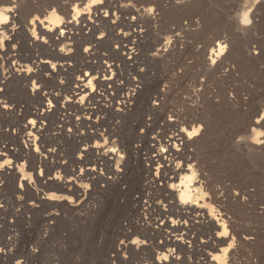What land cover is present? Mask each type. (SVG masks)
<instances>
[{
	"label": "rangeland",
	"instance_id": "1",
	"mask_svg": "<svg viewBox=\"0 0 264 264\" xmlns=\"http://www.w3.org/2000/svg\"><path fill=\"white\" fill-rule=\"evenodd\" d=\"M76 4L82 16L94 14L88 8L90 0H15L17 19L12 26L17 36L8 45L10 32L0 38V153H8L0 159V264H153L162 239L145 237L142 205L146 203L153 209L146 211L152 221L160 219L154 209L176 204L175 219H181L190 236L197 238L176 248L180 257L176 264L200 261L210 250L202 240L212 226L200 223L207 221L210 211L227 220L234 238L225 264H264V163L234 145V139L253 127L251 121L264 114V0H113L111 19L96 32L83 26L70 31L65 41L32 39L41 34L42 23L49 24L52 11L73 15ZM8 5L0 0V10ZM256 8V31L238 27L237 31L243 13ZM132 12L142 20L129 25ZM100 34L104 40L95 45ZM118 35L139 40L141 55L135 67L116 54ZM220 36L229 38V51L225 62L212 68L206 60L212 41ZM164 44L169 45L167 51L158 54ZM93 45L99 50L87 57ZM42 60L67 63L70 68L52 70ZM106 62L113 64L117 82L105 87L103 101H92L93 107L103 110L99 126L88 123L78 136L60 134L66 118L64 99L55 97L70 95L77 75L83 73H90V86L97 89L102 78L99 66ZM127 95L132 96V104L119 110L123 108L119 101ZM48 101L52 110L43 114ZM5 104L11 106L9 112ZM37 112L44 115L42 119L35 116ZM32 118L43 130H33L37 149L47 156L37 164L25 143L29 130L24 126ZM175 120L187 131L197 129L176 161L196 173L202 191L194 202L203 206L200 209H182L172 198L175 190L163 189L159 182L146 184L147 157L165 151L167 136L178 125ZM256 129L262 138L264 127ZM85 144L96 146L85 152ZM95 164L97 174L86 175L87 167ZM115 168L122 170L116 182L109 173ZM65 179L72 181L67 184ZM126 238L147 245H131L119 252L117 245Z\"/></svg>",
	"mask_w": 264,
	"mask_h": 264
},
{
	"label": "bare ground",
	"instance_id": "2",
	"mask_svg": "<svg viewBox=\"0 0 264 264\" xmlns=\"http://www.w3.org/2000/svg\"><path fill=\"white\" fill-rule=\"evenodd\" d=\"M5 1L9 5L6 7H3L0 10V38L2 39V35L4 34V32H6V30L8 32H10V37L8 38V42H7V45H8L17 36L16 28L14 26H12V24L13 25L15 24L14 22L17 19V15L15 14L16 9L14 10L15 0H5ZM112 6H113V0H90V4H89L88 8H89V11L92 8L94 14L89 15V18L85 17L86 14H85V16L81 15L80 9H78L77 4L73 7V11H74L73 15H71L72 12L70 13V11L65 12L64 15H60V14L56 13L55 11H52L46 20L47 22H49L48 25H44V23H42V20L40 21L42 23V26H43L40 29V31H41L40 35L41 36L36 35V33H35L33 35L32 39H34V41H36V42L37 41H41V42L45 41V43H47L46 39L50 40V43L55 42V41L56 42H59V41L61 42L63 40L65 41V39L69 38L70 35L72 34L70 31L80 30L83 26H84V28L85 27L90 28V30L94 29L96 32L97 30H100L99 25L102 22L103 23L108 22L111 19ZM113 7H115V6H113ZM256 10H257V8L254 10L252 9L248 13H245V14L243 13L242 18L240 19L239 23H236L237 26H235V28L237 29V27H238V29L240 31H242V30L243 31L246 30L249 32H251L253 30L256 31V29H257L256 27L258 26V22H257V14L258 13L256 12ZM145 11L147 13V10H145ZM148 11L151 12V8ZM135 12H132L133 17H132L131 22H129V25L137 24L138 22H140V20H142L140 15L135 16V15H137V14H135ZM85 13H87V12H85ZM5 18H7V19H5ZM97 21H98V24H96ZM32 23L34 24V21ZM81 23H84V24L81 25ZM238 29H237V31H238ZM37 36H39V38ZM103 40H104V35L100 34L97 41L95 42V45L101 43ZM114 40H115V43L117 44V46H115L116 54L123 55V57H125V60H127V62L129 61V62L133 63V65L131 63H129V64H131L133 67H135V63L141 55V53L139 54V52H138L139 45H140L139 40L124 39V37H121L120 35L115 37ZM91 44H92V42H91ZM95 45H93L91 48H89V50L86 52L87 57H92L91 54L93 55L94 53L97 52L96 51L97 48L94 47ZM168 46L169 45L164 44L162 46V48L158 49L157 53L159 54V53L167 51ZM228 46H229V38L227 36H220L217 39H215L214 41H212L211 49H209L210 50L209 51V58H207L206 64L208 66H211L212 68H214V67L216 68L217 65L222 64V62L225 60L224 57L227 56V53L229 51ZM97 50H99V49H97ZM101 56H102V53H101ZM95 57H96V55H95ZM40 62L41 63H46V62L50 63L52 70H55L56 67H59L58 71L64 69V67L66 65L68 66L67 63L66 64L65 63H61V64L58 63L57 64V63L52 62V61L49 62L48 60L47 61L42 60ZM39 65H40V63H39ZM68 67L70 68V66H68ZM112 67H113V64L108 63V62H106L105 64L102 63V65L99 66V69L102 72V75H101L102 78H99V80L97 81V83H98L97 89H94L93 87L90 86V84H91L90 83V73L89 74L83 73V74L77 75L78 79L75 82L76 86L75 87L73 86L74 88L72 90H70V95H66L65 97L62 98L61 97L62 94H60V93L57 94V97H55L57 101H61L62 99H64V101H62V107L64 108L63 115L66 117V118H64L63 121H61L62 125L59 126L61 129L60 134L63 132L65 134H68L69 136L77 135L78 133L79 134L81 133V135H82L83 133H85L84 129H86V126L88 125V123H91L92 126H95V127L99 126L98 122L100 119V114H101L100 112L103 110L99 109L97 106L93 107L94 102H92V101H94L96 99H98V101H103V99H104L103 97H107V94H106L107 89L105 90V87L107 85L109 86V85H115L116 84L117 79H116V76L114 75V73L112 72L113 71ZM69 68H67V71H69ZM130 68H131V66H130ZM101 72H99V73H101ZM110 72L112 75L108 76V74ZM57 74H58V72H57ZM117 78H118V76H117ZM26 79H28V77ZM136 82H137V79L135 80V83ZM45 95L47 96V93ZM48 100L50 101V99H48ZM132 100L133 99H132L131 95H127V97H123V99L121 100L122 102L119 101V103H118V105L120 107H123V108L119 109V110L126 109V107H128L127 104H132ZM49 101H48V103L45 104L46 108L44 105V109L42 110V112H44L43 114H45L46 112L48 113V111L52 110L51 109L53 107L51 105L52 102H49ZM95 104H98V103L96 102ZM104 107L108 109L111 106L104 104ZM3 108L8 112L12 109L11 106H8L7 104H5L3 106ZM68 109L69 110L72 109L73 111L67 112ZM37 113L35 114V116L37 115L36 117L38 118V120L42 119L44 115L40 112H37ZM94 118H96V119H94ZM177 120H175V121L178 123V125L176 128L174 127L176 130L170 132L169 135L167 136L168 139H167L166 144H165V148H166L165 151H163V149H162V151L158 150L157 152H154L152 155L150 154V156L147 157L148 164L146 165L147 167H145V173L147 174V177H146L147 183L146 184H148L147 186L150 187V185H152V184L155 185V184H158V182H159V185H161V187L163 189L169 188V190L170 189L173 191L175 190L173 192L172 198L177 199V202H179V206L182 209L185 208L186 206L187 207L190 206L192 208H193V206H196V209L197 208L200 209L203 206L198 205L197 202H194L197 200L196 198L198 196V193L200 191H202V187L196 181V176H195L196 173L194 172V170L192 168L185 166L184 164L179 165L178 162L176 161V158H178V156L181 155V153L185 150L186 146L191 143L192 133L197 132V129H194L193 131H187L185 129V127L182 126L181 124H179V121H177ZM250 124L253 125V127L250 128L249 131H247L245 134L243 133L242 136L237 137L236 140L234 139V141H235L234 145H236V147L243 148L245 151H247L250 154L258 155L260 162L264 163V146H262V144H264V136H262V138H263L262 139L261 137L258 136V133L256 131L257 130L256 128L264 127V114L261 117H258L256 119H254L253 121H251ZM180 126H182L181 129H177ZM67 127H70V128H67ZM90 127H91V125H90ZM24 128H25V130H29L26 132L27 133L26 136L28 138L25 140V143L27 144V148L30 151L29 153L32 154L33 163L37 164V163L44 162V157L46 158L47 156H44L45 154L41 155V153H39L40 150L38 151V149H37V138H36V135L34 137V134H33V130L36 132L37 131L40 132L42 130V128L37 126V121L33 120V118L30 119V121L27 123V125L24 126ZM65 128H67L68 130L66 131ZM96 131L98 132V130H96ZM85 136H83V137H85ZM95 146H90L89 144H85V147H83L82 150L85 152L93 151ZM96 151H99V150H96ZM111 151L116 152V149H112ZM4 153H6V152H4ZM4 153H0V159H2L3 156H6L8 154V153L7 154H4ZM48 153L50 154L51 151L49 150ZM52 154L54 155L53 152H52ZM99 156H100V154H99ZM102 156L104 158L106 157L105 154H102ZM48 157H49V155H48ZM51 157H53V156H51ZM103 157H100V159H103ZM112 157L114 158V156H111V157H109V159L108 158L107 159L112 161V159H113ZM107 159H106V161L108 162ZM94 162H96V161H94ZM13 168L14 167H12V166L10 167V169H13ZM169 169H170L171 173L167 174V171ZM85 171H86V175L97 174V171H98L97 170V164H95L91 167H87V169ZM111 172H109L110 174H112L111 178L116 182V179L119 178L122 170L115 168ZM40 176H41V174L38 175V177H40ZM65 180H66L65 183H67V184L70 181H72L70 179H65ZM56 182H57V180H56ZM174 185H175V189L173 188ZM57 186H59V185L57 184ZM61 188L66 190V186L64 187V185H62ZM147 189L148 188H146L145 190H147ZM165 192L166 191L163 190L162 193L165 194ZM153 193H154V191H153ZM155 193L160 194L157 192H155ZM149 195L151 196V194H149ZM173 203L175 204V202H173ZM151 205H152V203H151ZM175 205L171 204V207L169 209H165V210H160L159 208H156L155 205H153V207L156 208L154 210L158 211V215L157 214L156 215L160 216V219H158L159 217L157 219L154 218L155 220H153V221L151 218V214L146 212V211L150 212L151 210L153 211V209L150 210V205H147V203L142 205L143 213H144L143 216L145 215L144 220H147V221H144V224H143L147 228L146 229L147 231L145 234L146 239L148 237H150L149 240L151 238H152V240H155V239H157V237L160 238V240L162 239L161 241H159L157 243V249H159L160 251L157 252V254H158L157 260L153 264H176V263H178L180 260V257L178 256V254H176V248L177 247L179 248L181 246V244L186 243L187 241L196 242V240H197V238L195 236H192V237L190 236L191 232L190 233L188 232L189 229L186 228L185 223L181 222V219L180 220L175 219L176 217H178V215L176 214L177 215L176 216L173 212L174 207L176 208ZM168 206H170V205H168ZM159 207H160V204H159ZM165 207H167V206H165ZM177 207H178V205H177ZM201 210H203V209H201ZM0 211H1V207H0ZM175 212H176V210H175ZM181 215H183V214L180 213V211H179V216L183 217ZM206 218H207V221L204 220V221H201V222L199 221V222L204 223V224L209 223L212 226V229H210L211 231H209L208 237L203 239V240L201 239V240H202L203 247L209 248L210 250L204 251L205 254H204V258L202 260H200V261L190 260L189 264H206V263L207 264H225V263H227L225 260L228 259V256L232 253L233 247H234L233 246L234 238L232 237V235L229 233V230L227 229V223H226L227 220L224 218L218 217L212 211L209 212V214ZM206 218H204V219H206ZM148 220H150V221H148ZM208 228H209V226H208ZM153 232H155V234ZM124 235H127V234L125 233ZM194 235H196V234H194ZM123 237H126V236H123ZM128 239L129 238H126L125 241H121V243H119L117 245L119 252L121 250L123 251V249L126 250L131 245H136L137 248H139L140 246H145V244L147 245L146 241L140 240V239L138 240V238H133V240H131V241H128ZM213 250H215L216 252H212Z\"/></svg>",
	"mask_w": 264,
	"mask_h": 264
},
{
	"label": "snow or ice",
	"instance_id": "3",
	"mask_svg": "<svg viewBox=\"0 0 264 264\" xmlns=\"http://www.w3.org/2000/svg\"><path fill=\"white\" fill-rule=\"evenodd\" d=\"M5 19H7V18H5Z\"/></svg>",
	"mask_w": 264,
	"mask_h": 264
}]
</instances>
